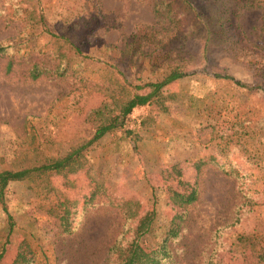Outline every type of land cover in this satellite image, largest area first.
Wrapping results in <instances>:
<instances>
[{"label":"rangeland","instance_id":"374dc122","mask_svg":"<svg viewBox=\"0 0 264 264\" xmlns=\"http://www.w3.org/2000/svg\"><path fill=\"white\" fill-rule=\"evenodd\" d=\"M166 1L156 16L161 0H0V170L33 166L89 138L92 111L118 101L112 88L131 91L128 82L188 69L195 73L164 87L166 111L135 108L84 155L98 185L133 200L132 210L138 204L143 228L154 215L145 247L168 225L167 170L196 179L168 264H210L214 254L243 264L245 244L264 247V0ZM34 64L46 70L36 79ZM61 66L64 75L55 72ZM89 186L83 172L10 182L4 202L13 225L0 204V264H13L26 246L33 264H107L125 209L104 195L84 205ZM58 191L73 205L70 233L49 212Z\"/></svg>","mask_w":264,"mask_h":264},{"label":"trees","instance_id":"16d2710c","mask_svg":"<svg viewBox=\"0 0 264 264\" xmlns=\"http://www.w3.org/2000/svg\"><path fill=\"white\" fill-rule=\"evenodd\" d=\"M187 3V0H182ZM169 2L161 0L154 9L156 16L160 15L161 8L168 9ZM168 12L170 11L167 10ZM170 13V12H169ZM168 17L173 20V16L168 14ZM171 21V20H170ZM172 22V21H171ZM6 49L0 45V53ZM84 57H88L85 56ZM66 67L61 66L56 69V73L59 75L65 74ZM46 70L34 64L28 71L30 78L36 79L40 77ZM122 73V72H119ZM195 72H189L188 69L180 68V66L170 67L168 71L160 79L155 81L143 80L138 84L128 82L131 91H128L126 87L119 85L112 88L113 98L118 100L114 106V109H109L107 104L92 111L91 116L93 119V133L89 138L78 142L71 146L64 154L57 155L55 157L45 158L33 166L21 167V168H5L0 170V204L3 211L8 216L10 225L12 223V217L8 212L7 206L4 202L5 188L10 182L21 181L31 174H55L62 175L65 179H68L71 174L83 172L90 180L89 194H85L84 205H88L96 197L106 196L111 204H115L119 208L125 209L126 222L122 235L115 240L111 245L108 252L107 264H168L172 258L171 250L168 246L170 239L177 238L180 233L182 222L186 217L187 207L196 201L198 194V187L196 179L193 181L185 180L181 178L180 170L176 166L170 167L164 178L165 193L167 195L166 205L170 208L168 225L162 233L159 241L154 247H145L142 245L140 238L146 231H149L153 216L148 219L147 227L143 228V217L139 213V206L136 205L135 209H131L132 204L135 202L131 199H123L112 197L109 193L113 190L107 187L98 185L92 178L87 159L85 158V151L88 150L95 142L98 141L106 133H109L117 128H121L124 124L125 118L138 107L145 105H155L162 111L167 110L165 95L163 89L165 86L180 80ZM214 78H221L226 81H230L240 88H245L248 93H257L261 90L260 86H246L238 80H235L228 74L214 73ZM116 97V98H115ZM117 109L116 113L113 111ZM205 163L203 160L193 162V166L196 170ZM70 187V185H66ZM58 200L57 205L54 208L49 209V212L59 219L60 225L65 232H72V220L70 216H74L73 205L71 200L61 191L57 192ZM148 218V215L145 218ZM144 218V219H145ZM248 237L247 235H245ZM251 240L250 238H242L240 241ZM227 249H232L231 245L227 246ZM2 254V252H1ZM217 255L214 254L209 261L210 264H221L217 259ZM243 264H264V247L255 249L245 244L244 251H242ZM34 252L26 246V249L19 251L13 264H33Z\"/></svg>","mask_w":264,"mask_h":264}]
</instances>
